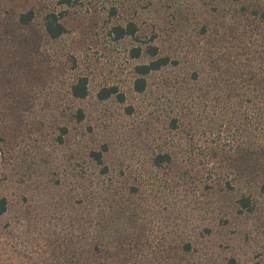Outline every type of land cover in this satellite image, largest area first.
<instances>
[{
  "label": "rangeland",
  "instance_id": "374dc122",
  "mask_svg": "<svg viewBox=\"0 0 264 264\" xmlns=\"http://www.w3.org/2000/svg\"><path fill=\"white\" fill-rule=\"evenodd\" d=\"M216 1L0 0V264H75V250L89 264H264V173L254 176L248 153L264 146V90L252 73L264 68V30H241V42L228 3L219 15ZM51 12L66 26L57 39ZM129 22L136 35L117 39L113 27ZM155 45L180 63L138 92L135 66ZM80 76L85 99L71 94ZM111 85L124 102L98 98ZM104 146L111 171L99 177L90 150ZM166 151L172 162L155 165ZM91 178L136 188L135 208L99 230L101 251L93 206L78 200ZM251 192L249 212L239 201Z\"/></svg>",
  "mask_w": 264,
  "mask_h": 264
},
{
  "label": "trees",
  "instance_id": "16d2710c",
  "mask_svg": "<svg viewBox=\"0 0 264 264\" xmlns=\"http://www.w3.org/2000/svg\"><path fill=\"white\" fill-rule=\"evenodd\" d=\"M69 2L70 0H64ZM227 2L230 7V14L233 16L234 24L230 25V29H228L229 33L234 37L241 39L239 37L240 31L243 30V33H247L249 31L254 30H264V0H218L216 1V5L213 6V11L216 13L219 12L221 14V3ZM34 17V11L30 10L27 13L20 15L21 22L28 24L32 21ZM62 16L58 13L51 12L46 15L45 18V26L48 34L57 39L61 37L66 32V26L62 22ZM113 31L116 34L117 39H122L127 36H135L138 32V26L135 22H129L126 26L120 24L113 27ZM241 42H244L240 40ZM239 41V42H240ZM151 56V59L147 63H141L135 66V81L134 87L138 92H144L149 83V76L153 73L159 72L166 67L171 65H178L180 60L174 58L170 54H160L158 46H149L147 50ZM142 54V47L138 46L132 49L133 57H140ZM262 64V63H261ZM264 67V66H263ZM254 77L258 78V83L261 90H264V68H259V70H252ZM197 74H195L196 76ZM71 94L75 99H85L90 94L89 88V78L87 76H80L71 86ZM98 98L100 100H106L111 97H116L120 101H125L126 95L124 92L120 90L117 85H111L108 87L101 88L98 93ZM75 117L77 120H83L85 117V112L83 109L78 108L75 112ZM178 118H174L172 123L176 126V122ZM62 131L67 133V128L63 127ZM60 142H63V137L59 136ZM108 150L107 146H104L101 150H90V158L95 161L98 165H101V169L99 171L98 176L108 175L110 173V167L105 162V152ZM251 157V172L254 176L259 175L258 172L261 171V174L264 173V146L262 149L252 148L248 152ZM172 155L166 151L163 153H158L157 156L154 157V164L161 166L164 163L172 162ZM135 186L130 187H115L112 184L107 185L105 182L102 185L100 180L90 179V184L86 185L83 193H79L78 200L80 204H85L86 201L90 203V206H93L92 211L89 210L88 217L90 220L89 231L92 229L93 231V240L94 246L101 251L100 247H104L107 242V236H104L103 231H108L111 226L115 225L116 219L129 213L133 208H135L134 197L136 195ZM86 200V201H85ZM6 198L1 199L0 204V213H3L7 209ZM256 199L254 193H249V195H243L240 198V205L245 210L252 212L256 205ZM98 203V206L102 205L101 208L94 210L95 205ZM101 203V204H100ZM84 205V206H85ZM89 204H87L88 206ZM130 217V216H129ZM98 227H96V223ZM101 227V228H100ZM103 228V229H102ZM102 229V230H101ZM101 230V233L99 232ZM109 238V237H108ZM124 237L120 236L116 239L117 248H123L125 246V242L123 240ZM110 241V238L108 239ZM127 241V240H126ZM109 243H113L111 240ZM109 245V244H108ZM115 248V246H114ZM110 252V251H109ZM70 254V258L73 257L75 264H89L85 261V258H81L82 256L76 253V250ZM118 252L112 255L107 253L104 255L105 258H113L117 255ZM121 254V253H119ZM103 257V256H102ZM114 259L116 264H122V260L119 258ZM72 260V261H73ZM91 264H97L95 260ZM98 264H104V262H99ZM123 264H127V262H123Z\"/></svg>",
  "mask_w": 264,
  "mask_h": 264
}]
</instances>
